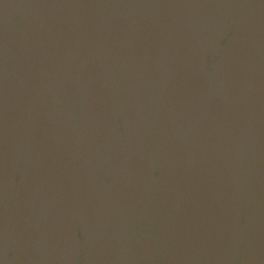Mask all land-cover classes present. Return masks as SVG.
I'll return each instance as SVG.
<instances>
[{
    "label": "water",
    "instance_id": "water-1",
    "mask_svg": "<svg viewBox=\"0 0 264 264\" xmlns=\"http://www.w3.org/2000/svg\"><path fill=\"white\" fill-rule=\"evenodd\" d=\"M0 264H264V0H0Z\"/></svg>",
    "mask_w": 264,
    "mask_h": 264
}]
</instances>
